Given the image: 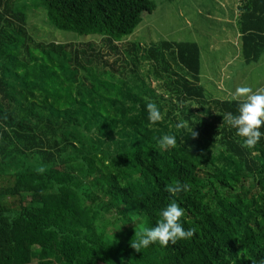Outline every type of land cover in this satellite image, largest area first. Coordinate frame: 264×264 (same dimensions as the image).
<instances>
[{
	"label": "trees",
	"instance_id": "1",
	"mask_svg": "<svg viewBox=\"0 0 264 264\" xmlns=\"http://www.w3.org/2000/svg\"><path fill=\"white\" fill-rule=\"evenodd\" d=\"M41 1L57 29L97 35L116 57L94 43H34L14 0H0V264L264 259V137L242 147L224 120L241 101L206 98L198 45L161 42L141 54L158 78L166 54L179 68L158 95L125 78L138 54L121 41L155 10L151 0ZM236 13L241 56L257 63L264 0H238ZM150 102L161 112L155 123ZM164 134L175 136L174 147L157 146ZM176 182L188 190L166 191ZM173 200L192 237L133 249L137 231Z\"/></svg>",
	"mask_w": 264,
	"mask_h": 264
},
{
	"label": "rangeland",
	"instance_id": "2",
	"mask_svg": "<svg viewBox=\"0 0 264 264\" xmlns=\"http://www.w3.org/2000/svg\"><path fill=\"white\" fill-rule=\"evenodd\" d=\"M151 1L155 4V10L150 14L143 13L141 22L132 34L121 40L123 43L135 45L137 49L138 59L134 63L135 66L127 69L125 74V78L135 86H141L144 90H154L158 95L163 96L161 92L165 88L162 82H165L164 79H170L172 70L178 72V66L173 65L166 54L165 61L159 64V68H164L162 72L158 69L160 78L163 80L160 81V78L153 74V64L147 62L144 55H141L147 49L157 47L161 42L196 43L201 52L203 69L207 68L210 76L216 81H219L221 76H226L220 69L227 61H230L231 65L227 70L231 84H234L235 80H239L241 76L242 79L256 80L264 71V55L257 65L249 67L242 64V56L237 55L240 53V40L236 37V20H233L237 0ZM14 2L16 11L25 16V27L34 43L73 44L72 46L94 43L102 47V53H107L109 61L116 57L104 47L103 41L97 35L84 36L57 29L47 16L41 0H14ZM117 47L120 52L124 49L120 45ZM121 53L120 58L128 64L127 66H130V60L125 59L123 51ZM229 81L225 80V84L228 85ZM217 87V85L209 84L208 91L219 96L221 92L217 91ZM210 93L205 92L206 97H209ZM188 106L194 117H204L196 104Z\"/></svg>",
	"mask_w": 264,
	"mask_h": 264
},
{
	"label": "clouds",
	"instance_id": "3",
	"mask_svg": "<svg viewBox=\"0 0 264 264\" xmlns=\"http://www.w3.org/2000/svg\"><path fill=\"white\" fill-rule=\"evenodd\" d=\"M239 97L244 99L238 105L237 114L228 113L224 116V120L235 129V134L242 138L241 146L252 148L264 137V132L261 131V127L264 126V89L253 92L249 87H238L233 98ZM146 108L150 122L155 123L161 119V112L156 103L150 102ZM156 144L160 149L174 147L176 138L173 135L164 134L156 139ZM187 190L188 185L180 182L166 187V191L172 194ZM183 212V208L175 200L168 203L160 210V219L154 226L144 227L137 231L136 239L131 247L139 251L156 242L163 246L169 241L175 244L178 240L191 238L194 230L185 229L180 222ZM254 264H264V259Z\"/></svg>",
	"mask_w": 264,
	"mask_h": 264
},
{
	"label": "crops",
	"instance_id": "4",
	"mask_svg": "<svg viewBox=\"0 0 264 264\" xmlns=\"http://www.w3.org/2000/svg\"><path fill=\"white\" fill-rule=\"evenodd\" d=\"M237 3H238V0H237ZM237 7V6H236ZM237 13H236V10L234 11V14H233V20L235 19L236 20V25H237ZM236 30H237V39L240 40V34H239V31H238V27L236 26ZM199 52H200V49H199ZM237 55L241 56V53H238ZM263 55L264 53L261 55L259 61L257 63H251V64H246L242 59V64H245V66H252V65H257L261 59L263 58ZM238 60V58H237ZM230 61H227L225 62V64L221 67L220 71L223 73L226 74V76H221L219 81H216V79L212 76H210V74L208 73L207 71V68L203 69V64H202V58H201V52H200V73H199V85L202 87V89L204 90V94L205 92H208L210 93L208 90V85L209 84H212L213 86L214 85H217V91L221 92V95L217 96V95H213V93H210L209 97H206L208 100H220V101H225V100H235V101H242L244 98L243 97H239V98H236L234 99L233 98V94L235 93V90L238 88V87H249L253 90V92L257 91L258 89H264V75L262 76V73L264 72H261L259 74V77L256 79V80H252V79H242V76L240 77L239 80H235L234 84H231L230 81H231V78H228L229 76L227 75V70L229 69L230 67ZM264 69V68H263ZM241 75V74H239ZM247 75V74H246ZM225 80H230L228 85L225 84ZM206 96V95H205Z\"/></svg>",
	"mask_w": 264,
	"mask_h": 264
}]
</instances>
